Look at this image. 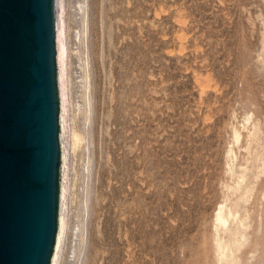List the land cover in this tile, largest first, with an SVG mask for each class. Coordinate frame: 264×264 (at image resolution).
Returning <instances> with one entry per match:
<instances>
[{
	"label": "rangeland",
	"instance_id": "rangeland-1",
	"mask_svg": "<svg viewBox=\"0 0 264 264\" xmlns=\"http://www.w3.org/2000/svg\"><path fill=\"white\" fill-rule=\"evenodd\" d=\"M228 2L72 0L58 264H264V115L229 65L260 29L263 70L264 0Z\"/></svg>",
	"mask_w": 264,
	"mask_h": 264
},
{
	"label": "water",
	"instance_id": "water-1",
	"mask_svg": "<svg viewBox=\"0 0 264 264\" xmlns=\"http://www.w3.org/2000/svg\"><path fill=\"white\" fill-rule=\"evenodd\" d=\"M72 126V0H0V264H56Z\"/></svg>",
	"mask_w": 264,
	"mask_h": 264
},
{
	"label": "bare ground",
	"instance_id": "bare-ground-1",
	"mask_svg": "<svg viewBox=\"0 0 264 264\" xmlns=\"http://www.w3.org/2000/svg\"><path fill=\"white\" fill-rule=\"evenodd\" d=\"M229 2L228 3H226V5L224 6L225 8H229V9H238V6L242 3V2H245V0H228ZM247 1V0H246ZM254 1H257V0H254ZM235 7H237V8H235ZM264 9V8H263ZM231 11L232 10H230V13H231ZM240 11V10H239ZM242 11V10H241ZM235 12V11H234ZM243 12V11H242ZM239 13V12H238ZM237 13V14H238ZM241 13V12H240ZM244 15V14H243ZM234 16V15H233ZM236 17H238V16H236ZM233 19V18H232ZM239 18H237V20H238ZM243 19H241V21H242ZM234 21H236L235 19H234ZM233 21V22H234ZM246 21V20H245ZM262 22H263V24H264V21L262 20ZM257 23V22H256ZM230 24H231V22H230ZM239 23H238V21H237V25H238ZM241 24V23H240ZM232 25V24H231ZM242 25V24H241ZM241 25H240V27H241ZM243 25H244V22H243ZM250 25H252L251 24V22H250V24H249V27H250ZM256 25V24H255ZM261 25V24H260ZM264 26V25H263ZM232 27V26H231ZM247 27V26H246ZM252 27V26H251ZM259 27V26H258ZM225 28V27H224ZM244 29H245V27H243ZM262 28V27H261ZM228 30H229V28H227ZM234 29H235V24L233 25V32H234ZM237 29H238V27H237ZM241 29V28H240ZM244 29H243V31H244ZM247 29V28H246ZM254 29V28H253ZM264 29V28H263ZM226 30V29H225ZM251 30V29H250ZM255 30V29H254ZM257 30V29H256ZM255 30V31H256ZM260 30V29H259ZM258 30V31H259ZM237 31V30H236ZM236 31L234 32V33H236ZM242 31V32H243ZM258 31H256V32H254V34L252 33V31H251V33L253 34V36H255L254 38V41H251L250 39H249V37H248V31L246 32V33H244L243 32V34H242V36H240V39L238 38L237 40V43H236V45H237V47L235 48V50L230 54V55H232L230 58H231V63L229 64V65H232L233 66V68L231 69L233 72H235V71H237L238 69L240 70V71H242V69L243 70H245V72L247 73V75H245L246 77H245V79L243 78L242 79V81L243 82H245V84H246V89H248V92L250 93V95H251V100H253V101H251V103H256L257 105H255V108L254 109H256V113L258 114V115H264V98L262 97L263 95H261L260 94V92H261V90H262V84H264V68H263V70H256L255 68H254V66H252L251 64H250V61H251V55H250V51H253V50H251V48L252 47H254V46H258L259 44H258V37H260L259 36V33H258ZM222 32V31H221ZM240 32V31H239ZM238 32V33H239ZM241 33V32H240ZM250 33V34H251ZM221 34H223V33H221ZM232 34V33H231ZM231 34H230V36H231ZM262 34V33H261ZM264 34V33H263ZM263 34H262V36H263ZM233 35H237V34H233ZM241 35V34H240ZM227 35H225V38H227V39H229L228 37H226ZM233 37V36H232ZM252 37V36H251ZM234 38V37H233ZM237 37H235L234 39H236ZM261 38V37H260ZM251 39H253V38H251ZM261 40H262V38H261ZM260 40V41H261ZM221 41H223V40H221ZM231 41V40H230ZM235 41V40H234ZM232 42V41H231ZM236 42V41H235ZM234 42V43H235ZM222 43V42H221ZM224 43H225V41H224ZM233 43V42H232ZM234 43H233V45H234ZM260 43V42H259ZM263 43V44H262ZM260 45L261 46H263V48H261L260 46V48L262 49V50H264V41L262 42ZM226 44H227V42H226ZM225 44V45H226ZM256 44V45H255ZM258 44V45H257ZM224 45V44H223ZM225 45L223 46V48L225 47ZM231 46H232V44H231ZM227 47V46H226ZM223 48L221 49V50H223ZM228 48H230V47H228ZM247 48H248V50H247ZM257 48V47H256ZM225 49V48H224ZM231 49V48H230ZM253 49V48H252ZM254 49H255V47H254ZM227 50V49H226ZM229 50V49H228ZM224 52H226L227 53V51H225L224 50ZM229 52H230V50H229ZM229 52L227 53V54H229ZM223 53V52H222ZM225 54V53H224ZM226 56V55H225ZM224 56V57H225ZM263 56H264V52H263ZM252 57H253V55H252ZM227 58V57H226ZM223 60V59H222ZM226 61V60H225ZM224 61V62H225ZM253 61V60H252ZM221 62V61H220ZM223 62V61H222ZM264 62V61H263ZM258 63V61L256 62V64ZM260 64V63H259ZM225 66V65H224ZM257 66V65H256ZM260 66H261V64H260ZM259 67V66H258ZM257 67V68H258ZM226 68H229V67H226ZM260 68V67H259ZM222 69V68H221ZM223 70V69H222ZM227 70H229V69H227ZM224 72H225V70H224ZM227 72V71H226ZM225 72V73H226ZM244 72V71H243ZM225 73H224V75H225ZM238 73V72H237ZM243 74V73H242ZM244 75V74H243ZM254 79V80H253ZM243 93H244V91H243ZM249 94H248V96H250ZM248 103V102H247ZM250 102H249V104H251ZM249 117V116H248ZM247 117V118H248ZM248 119H250V118H248ZM238 133V132H237ZM258 134V133H257ZM78 135L76 134V132L74 133V138H75V141L77 140V137ZM236 137H237V140H239L238 139V135L236 134L235 135ZM256 136V135H255ZM258 136V135H257ZM77 142V141H76ZM76 142H74V143H76ZM76 145V144H75ZM74 145V146H75ZM249 149H250V147H249ZM68 162V161H67ZM263 162H264V155H263ZM262 162V163H263ZM67 170V169H66ZM66 179V178H65ZM255 187V186H254ZM66 188L64 187V191H65V194L63 195V204H62V213H61V222H60V231H59V239H58V248H57V257H56V264H58V259H59V257H60V255H61V250L63 249V243H64V239H65V230H66V221L67 220H65V212H66V206H67V197H66ZM255 190V189H254ZM220 209H222V208H220ZM222 210H219L218 211V213H217V216H216V219H217V221L220 223V224H225L226 223V221H227V216H224L223 214H222ZM63 214H64V217H63ZM263 216H264V214H263ZM227 224V223H226ZM255 227V226H254ZM256 230V229H255ZM262 237L264 236V223L262 224ZM254 231V230H253ZM257 233V232H256ZM261 233V232H260ZM260 233H259V236H260ZM258 235V234H257ZM261 237V236H260ZM260 237H258V238H260ZM256 239H257V237H256ZM255 239V240H256ZM261 240H262V238H261ZM260 240V241H261ZM257 241H258V239H257ZM256 245H257V243H256ZM258 246V245H257ZM260 246V245H259ZM263 247H264V244H263ZM259 248V247H258ZM262 248V247H261Z\"/></svg>",
	"mask_w": 264,
	"mask_h": 264
}]
</instances>
